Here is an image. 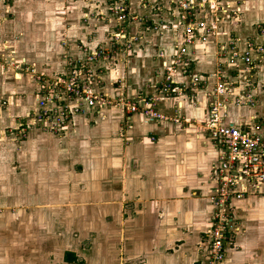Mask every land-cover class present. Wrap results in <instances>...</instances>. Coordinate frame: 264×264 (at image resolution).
I'll return each instance as SVG.
<instances>
[{"label":"crops","instance_id":"0c3cea01","mask_svg":"<svg viewBox=\"0 0 264 264\" xmlns=\"http://www.w3.org/2000/svg\"><path fill=\"white\" fill-rule=\"evenodd\" d=\"M115 1L0 0V36H8V32L9 35L20 34L17 40L22 44L18 45V54L13 44L16 57L24 63L36 60V48H45L43 42L47 41L50 46L43 56L60 59L66 55L60 40L76 45L89 43V48L93 45L105 48L111 24L118 22L113 15L109 21L107 19ZM236 1L241 9L238 22L226 21L216 38L206 44H197L193 51L187 50L192 61L189 74L210 75V85L219 62L218 44L237 37L241 39V50H244L245 41L264 46V35L256 30L264 24V0ZM126 4L129 10L127 32L138 40L132 42L128 51L119 54L120 61L116 70L109 73L113 78L108 77V85L120 80L122 94L124 91L151 94L165 75L162 61L174 54V44L181 37L182 27L166 10L167 1L163 3L162 13L154 10V0H127ZM97 8L107 15L106 18L83 25L80 20L83 15ZM77 58L83 56L80 54ZM11 79L0 70V97L7 98V107H0V128L12 127L16 118L33 124L28 114L35 111L37 85L32 79L33 86L24 81L15 84ZM257 79L261 98L264 65L258 67ZM175 80L187 86L190 79L177 73ZM186 94L195 96L194 104L184 98L185 94L163 98L174 102L169 109H163L159 102L157 108L167 118L161 122H151L141 114L126 117L106 107L68 124L59 134L43 132L33 124L19 136V143H12V146L6 145L1 136L2 211L15 203L26 206L55 203L39 211L62 207L71 210L83 222L85 217L102 215L107 218L120 213L122 203L134 198L136 210H125L121 227L112 229L110 238L96 246L102 251L100 258L110 256L105 251L113 243L117 251L113 257L116 264H132L129 261L141 257L145 261L143 264H149V259H153L154 264H202L207 257L206 232L215 215L210 197L215 188L212 169L218 153L212 143H206L205 136L198 130L194 132L196 126L168 120L175 115L186 120H201L206 116L205 105L211 99L207 92L188 89ZM181 100L183 106L178 109L176 104ZM261 101L255 109L232 107V119L249 121L256 113L263 122ZM15 167H21L20 173L12 170ZM82 207L84 214L76 211ZM231 207L236 248L227 250L226 263L264 264V186L259 194L233 201ZM8 216L2 214L0 217ZM153 240V247L148 246L146 250L145 245ZM146 251L150 252L144 256ZM72 256L68 264L77 257Z\"/></svg>","mask_w":264,"mask_h":264},{"label":"built area","instance_id":"2783aa9c","mask_svg":"<svg viewBox=\"0 0 264 264\" xmlns=\"http://www.w3.org/2000/svg\"><path fill=\"white\" fill-rule=\"evenodd\" d=\"M165 1L166 10L173 14V21L181 25L182 34L181 42L178 40L174 44V54L169 60L162 61L165 75L156 88V97L135 99L120 96L111 102L106 95L96 92L91 82L88 83L87 76L96 74V70L88 65L106 55L104 48L99 47L90 54L85 50L81 54L83 58L73 60L71 71L68 68L70 77L66 81L59 80L46 86L40 78L37 82L32 79L39 89L34 96L36 110H39L33 112L32 122L43 132L59 134L68 124L102 111L110 103L126 117L141 114L151 122H161L167 118L156 108L158 101L185 94L184 98L194 104L195 96L187 95V90L206 91L211 99L205 105L206 116L203 119L186 120L175 115L168 120L184 125L191 123L199 134L205 136L206 143H212L217 149V161L212 169L215 188L210 197L215 215L206 232L207 257L202 264H228L226 257L230 246L226 241H230V237L227 235L236 231L231 204L259 194L264 186V121L261 122L254 113L249 121L236 122L230 115V109H255L261 98L264 105V93L260 98L257 92V72L258 67L264 65V46L245 41L244 50H241V39L237 37L218 44L219 62L210 85V75H190L192 61L187 50L193 51L197 44H206L216 38L226 21L233 23L234 19L238 22L241 14L239 5L234 0H154V10L164 12ZM126 2L116 0L110 6L111 15L122 25L128 21ZM258 32L263 34L262 30ZM119 36V31L113 33L112 39L117 40ZM160 57L163 59L164 55ZM31 72L34 73L33 70ZM177 73L189 76L187 86L175 80ZM176 106L182 108V100Z\"/></svg>","mask_w":264,"mask_h":264},{"label":"rangeland","instance_id":"374dc122","mask_svg":"<svg viewBox=\"0 0 264 264\" xmlns=\"http://www.w3.org/2000/svg\"><path fill=\"white\" fill-rule=\"evenodd\" d=\"M234 2L238 1L234 0ZM239 4L241 5V2H239ZM106 16V14L102 13L97 8V10L91 11L89 15H83V18L80 20L83 25L89 26L91 21L102 22ZM110 16L111 14L109 11L107 18L108 21L111 19ZM112 18L114 17L112 16ZM15 23H21V21H16ZM112 25L113 23L109 29L110 34L107 39L108 46L104 48L106 52L105 57L97 58V61L88 65L93 70H96V74L91 73L90 76H87V79L89 80L88 83L91 82L93 89L96 92L106 95L111 102L120 96L135 99L156 97V88L151 94H144L142 92L141 95H137L126 91L122 94L120 92V80L108 85V77L110 76V78H113L109 73L116 70V64L120 61L119 58L121 57H119V54L128 51L132 42L138 40L136 38L134 39V37L127 32L129 27L127 22L123 25L118 22L115 23V25ZM11 28L12 27L10 26L9 29ZM256 30L260 32L262 30L264 35V24L259 25ZM118 31L120 35L118 39H112V34ZM7 35L8 36L5 37L0 36V70H3L6 75H10L12 78L11 81H14L15 84L16 82L17 84H21L22 81H24V84H27V82L30 84L31 79L37 82L39 81L38 78H40V81H44L46 86H51L59 80L66 81L70 77L69 70L71 71L72 67L70 65L74 64L73 60H77V57L84 53L85 50L87 51V54H90L91 52H94L95 49L101 47L100 45L98 47L93 45L89 48L87 46L89 43L76 45L71 44L68 41L69 44H67L59 38L60 45L61 47L63 46L66 54L63 58L60 59L58 57L53 58L43 56L44 53L48 52L50 46V43L47 41L43 42L45 48H36V50H38V52H36L37 55L35 56L36 60H28V62L24 63L20 62V58L18 59L16 57L14 47V44H16L18 54V45L22 44L17 40V37L20 34L15 33V35H9L8 32ZM86 36L90 37V35ZM39 37L41 36H38L37 38ZM87 41H90V39L88 38ZM85 42L86 41H84V43ZM8 44L12 46V49L9 48ZM5 51H9V53H5ZM29 58L34 59L31 57ZM31 70H33L34 73H32ZM30 85L33 86V84ZM35 89L34 96L37 95V90H39L36 86ZM6 99V97H0V107H7ZM159 102L163 105V109H169L174 104V102L172 103V101L168 99H163L158 101L156 108L158 107ZM17 107L18 106H16V108ZM106 107L119 111L118 108L112 106V103L108 104ZM37 110L35 112H37ZM33 115V112L28 114L29 118H33ZM15 121L16 124H13L12 127H10V125L8 127L4 126L3 128H0V137L2 136L5 144L7 143L6 145L8 146H12V143L17 144V139H19L21 133H23L24 130H27L28 127H33L31 121L28 124L25 123L22 118H16ZM194 129V132H197L198 129ZM15 159L13 162L16 161ZM19 168L21 169V167H15L12 170L16 173H20ZM130 199L132 201L126 200L122 203L120 213H115V215H111L107 218H104L102 215L96 216V218L90 217L89 219L85 217L83 222H80L78 216L73 214L71 210L62 207L39 211V209H42L45 205L53 206L56 205L55 203L40 204L37 206H26L23 203H15L11 208L7 207L9 211L5 210V213L2 211L3 208L0 207V216L2 214L9 215L5 219L0 217V264H68L64 260L66 252L77 255L75 261L70 264H116L113 257L116 256L117 251L115 250V245H112L113 243H111L109 249L105 251V253L110 254L106 259L99 257L102 251L96 249V246H98L99 242L110 238L109 236L113 234L112 229L115 230L121 227L123 217H125V210L131 212L136 210V208L134 209L133 202L135 199ZM76 211H80L84 214L85 208H78ZM233 234L234 233L227 235V238L230 237V241L228 239L226 241L228 243L226 245L230 246L227 250L230 248H236L235 243H233ZM153 245L154 240L150 244L148 242V244L145 245V249L148 246L153 247ZM149 252L150 251H146L144 256ZM149 260V264H154L153 259ZM144 262L143 257L129 261V263L132 264H143Z\"/></svg>","mask_w":264,"mask_h":264},{"label":"trees","instance_id":"16d2710c","mask_svg":"<svg viewBox=\"0 0 264 264\" xmlns=\"http://www.w3.org/2000/svg\"><path fill=\"white\" fill-rule=\"evenodd\" d=\"M72 258H73L72 254H70V253L65 254V261L66 262H71Z\"/></svg>","mask_w":264,"mask_h":264}]
</instances>
